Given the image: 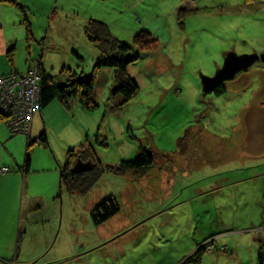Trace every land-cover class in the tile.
I'll return each instance as SVG.
<instances>
[{"label":"rangeland","instance_id":"obj_1","mask_svg":"<svg viewBox=\"0 0 264 264\" xmlns=\"http://www.w3.org/2000/svg\"><path fill=\"white\" fill-rule=\"evenodd\" d=\"M90 20L109 27L111 44L96 26L85 33ZM0 28L15 43L12 61L0 55L1 71L15 64L25 72L29 63L42 61L52 76H93L98 105L85 109L77 90L68 107L54 100L34 113L28 186L22 187L19 172L0 177V258H14L18 245L20 258L29 231L36 230L30 238L36 243L54 223V206L47 208L43 199L52 197L43 184L47 175L63 189L62 214L38 264H186L197 252V264H261V245L256 250L253 238L264 213V63L225 81L222 96L205 93L201 75L213 76L229 52H264V0H0ZM89 35L114 49L109 56L129 61L124 73L139 90L127 105L122 82L116 89V69H96V60L107 54ZM55 82L61 83L58 77ZM7 132L15 139L1 144V151L7 155L17 143L15 154L24 161L28 135ZM42 132L56 153L51 161L34 140ZM87 144L104 166L134 160L141 145L154 164L143 177L107 173L88 194L70 193L59 165L68 151L79 155L73 163L83 161ZM107 196L120 203L117 229L92 220ZM22 212L40 220L19 229L14 224ZM15 237L21 241L11 247Z\"/></svg>","mask_w":264,"mask_h":264},{"label":"trees","instance_id":"obj_2","mask_svg":"<svg viewBox=\"0 0 264 264\" xmlns=\"http://www.w3.org/2000/svg\"><path fill=\"white\" fill-rule=\"evenodd\" d=\"M5 1H11L15 2V0H5ZM89 25H86L85 27V33L90 32L89 29L93 27H98L101 32L105 34L104 40L105 43L111 44V38L112 33L109 29V27L100 21L90 20ZM93 30V29H92ZM99 36V35H98ZM97 35H89L91 41L95 42L97 47L102 52L103 56L105 57V54H107L106 59L100 58L99 60H96V69L102 68V66H112L116 69V77L118 81V87L121 88V82L123 85L122 92L125 96V105H127L138 93L139 86L136 84V82L124 73L126 71V66L128 65L129 61L125 60L124 58H115L109 56V52L111 50L114 51L112 48H105L104 42L99 43ZM121 46V45H120ZM123 50L127 51V49H130V46L123 44L122 45ZM119 52L121 53V48L118 47ZM12 51V50H11ZM10 51V52H11ZM11 55V53H10ZM9 55V56H10ZM137 56V55H136ZM12 61V59H11ZM41 73H42V79L39 81V87H40V97L38 102V109L41 111L43 108L48 106L50 103H52L54 100H58L61 103L65 104L67 107L69 106V99L75 97L78 93L77 90H80V102L82 103L83 107L87 110H95L98 105L93 103L92 95H93V88H94V77L88 78L89 83L87 84H77L73 86L70 89H60L58 87V83L55 82V78L58 77V82L60 81V78L62 75H64L66 78H74L76 76L75 73L69 72V76L67 73H62L58 76H52L48 74L44 70V66L41 65ZM16 73V72H15ZM2 76V75H1ZM0 78H3L5 76H2ZM121 92V91H120ZM217 96H222L227 94V88H224L223 85H220L215 89ZM123 107H121L122 109ZM115 109V107L112 109V111ZM2 111L0 109V117H3L6 119V116H2ZM1 120V119H0ZM8 125V124H7ZM28 135V148H27V155L26 159L23 161L22 164H17L11 168L9 167H3L7 168L8 170L5 171L2 174H8L9 172H23L25 175H28L32 172V148L34 147L33 144V138L30 135L31 133H25ZM39 140L42 144L48 146V140L45 132H42L40 136L38 135L37 138H34V140ZM107 141V140H106ZM34 143H37V141ZM88 149H86V146H81L82 151L86 149V151L82 152L80 158L83 159V162H91L93 165V162L96 163V165H93L92 169L89 172L86 173H73L72 169L75 167L76 162L73 163V158L78 157L75 150L74 151H68V156H66V161H63L62 165H59L60 169V179L63 186H66V190H68L70 193L72 191L80 192L82 195L88 194L91 189L95 187V185L99 182V180L107 173L116 174L119 176H124L126 173H131L134 176H140L143 177L147 172L148 169H150L154 164V156L152 155L151 151L146 147L145 145H141L139 148L138 156L134 160L130 161H122L120 164L116 166H104L101 162H97L96 159L99 160L96 151L93 150V146H89L87 144ZM75 149V148H74ZM87 150H91L90 153L87 152ZM87 154L86 158L85 156H82L83 154ZM89 155V156H88ZM79 158V157H78ZM100 161V160H99ZM120 212V203L117 198L113 196H107L105 200H103L98 206H96L92 212V220L96 226L103 225L110 219H112L115 215H117ZM212 244V243H210ZM209 250V249H208ZM201 254L200 252H197L192 258L186 262V264H197V259H200ZM259 261L261 264H264V254L261 252L259 254Z\"/></svg>","mask_w":264,"mask_h":264},{"label":"crops","instance_id":"obj_3","mask_svg":"<svg viewBox=\"0 0 264 264\" xmlns=\"http://www.w3.org/2000/svg\"><path fill=\"white\" fill-rule=\"evenodd\" d=\"M14 44H15L14 41L13 40H9L7 38V36H6V32L4 30H1V28H0V55H6V57L8 56V57H10L12 59L14 57V53H13V50L15 48ZM10 53H11V55H10ZM77 55H79V54H77ZM37 64H40V66H41L42 65V61H38ZM4 66H3L2 69H0V74L2 76L6 77V76L11 75L12 72H16V74L19 75V76H24V75L27 74L29 69L31 67L35 66V65L34 64L32 65L31 63H29V65H28V67H27L25 72H21L20 70H18L16 68L15 64L12 65V69L10 68L11 70L1 71V70H4L6 68ZM44 70H45V67H44ZM64 75H62V77L60 78V81L68 80V78H66ZM40 113H41V111H40ZM34 116H35V114H34ZM33 124H34V117L32 119V123H31V134H33V132H32L33 131ZM0 127H1L0 128V146L4 142L9 143L11 140L15 139V138H13V135H11V133L7 132V129H9V128L5 125V123H3V122L1 123L0 122ZM38 135L39 134H37L36 136H38ZM16 145H17V143H14V145H12V150L10 152H8L7 155L5 154V152L1 151V149H0V170L3 167H9L12 170L15 165L23 163V160H21L15 154L14 148L16 147ZM43 146L44 147H43L42 151H44L45 154H46L45 158H48L51 161V152L56 155L55 151L50 150L48 146H45V145H43ZM5 155L7 156L6 159L4 158ZM2 156H3V158H2ZM263 162H264V160H263ZM246 167H252V166L249 165V163H248L246 165ZM50 168H54V166L51 165ZM58 170L60 172V169H58ZM9 173H12V171L9 172ZM9 173L6 174L5 178H8ZM19 173H21L23 175L22 177L20 175H17L19 182L22 183V187L23 186H25V187L28 186V184H26V180H25L27 178V175H25V173H23V172H19ZM1 174L2 173L0 172V177H2ZM44 177H45V180L43 181V184H44L47 192L52 196L51 198H47L46 196H44V198H43L44 201H45L44 205L47 208L48 207L50 208L51 206H54V208L52 210L55 212V214H53L51 216V219L53 220L54 223H52V225L50 227V230L47 231V234L45 235L44 239H43L42 234H41V237L39 239H37L36 243H35V241L33 242L32 239H30L31 236L36 232V230H34L33 232L29 231V233H30L29 234V241L24 246V249L26 250L25 254L19 258L20 249H22V248H20L19 245H18V247H17L18 252H17L16 256L14 258H11L8 255L5 259L4 258H0V260L2 259V261H0L1 262L0 264H38V263H42V260L40 259L42 253H44L50 247V245L53 243L54 234H55V230H56V228H55L56 227L55 219L60 214H62V205H60V203L58 201V197L61 198L60 194H62L63 189H62V191H59L60 188H58V187H59L60 184H59L58 181L55 183L54 180L52 181L49 176L44 175ZM22 179H23V182H22ZM19 187H20V185H19ZM29 207L31 208V205H29ZM22 211L25 212V210H22ZM28 211H31V210L28 209ZM20 214H22L21 221L20 222H16V224H14L19 229L24 227L26 229V231H27L28 228L33 225L31 221L36 222V221L40 220V219L39 220L34 219L33 218L34 214L31 215L30 218L28 216L25 218L23 212L20 213ZM19 216L21 217V215H19ZM262 217H263V225L260 226L259 230L257 231L258 233L253 238V242L256 245V250L258 249L259 245H261V250L259 252L260 253L262 252L264 254V213H263ZM43 219H44V217H43ZM120 220H121V216L120 217H113L112 219H110L109 221L104 223L103 225H100V228L114 226V227H116L114 229H117L119 227L118 223H119ZM32 227H34V226H32ZM251 229L252 230H257L255 228H251ZM111 231H108V232H111ZM81 232H83V231H81ZM16 240H18L17 237H15L14 241L11 240V247H13V242H14V244L16 243ZM20 241H21V238H19L18 243H20ZM71 242H72V239L70 238L66 242L65 247H66V245H71L72 244ZM54 243L56 244V242H54ZM66 249H67V247H66ZM76 249H77V247H76ZM76 249L74 251H76ZM53 261L54 262L51 263V264H57L56 260H53Z\"/></svg>","mask_w":264,"mask_h":264},{"label":"built area","instance_id":"obj_4","mask_svg":"<svg viewBox=\"0 0 264 264\" xmlns=\"http://www.w3.org/2000/svg\"><path fill=\"white\" fill-rule=\"evenodd\" d=\"M42 79L39 64L31 67L26 75L19 76L15 72L0 78V109L6 116L7 124L14 133H29L30 121L39 110V81ZM7 168L1 172L7 171Z\"/></svg>","mask_w":264,"mask_h":264},{"label":"water","instance_id":"obj_5","mask_svg":"<svg viewBox=\"0 0 264 264\" xmlns=\"http://www.w3.org/2000/svg\"><path fill=\"white\" fill-rule=\"evenodd\" d=\"M259 61L264 63V52L261 54L252 53L243 55H238L236 52L227 53L224 58L223 65L216 70L213 76L201 75L203 91L205 93L214 91L225 81L235 79L238 72L248 70L255 62ZM88 78L90 77L78 75L74 78H69V80L62 81L58 84V87L60 89H69L75 86L76 83L87 84L89 83ZM92 167L93 165L91 162H83L80 160L76 164L75 168L72 169V172L85 173L90 171Z\"/></svg>","mask_w":264,"mask_h":264},{"label":"flooded vegetation","instance_id":"obj_6","mask_svg":"<svg viewBox=\"0 0 264 264\" xmlns=\"http://www.w3.org/2000/svg\"><path fill=\"white\" fill-rule=\"evenodd\" d=\"M260 54H261V53H260ZM69 89H70V88H69ZM77 156H78V155H77ZM85 157H86V156H85ZM85 157H84V158H85ZM75 165H76V164H75Z\"/></svg>","mask_w":264,"mask_h":264},{"label":"bare ground","instance_id":"obj_7","mask_svg":"<svg viewBox=\"0 0 264 264\" xmlns=\"http://www.w3.org/2000/svg\"><path fill=\"white\" fill-rule=\"evenodd\" d=\"M200 250V249H199Z\"/></svg>","mask_w":264,"mask_h":264}]
</instances>
